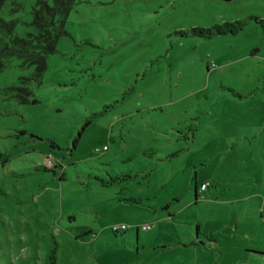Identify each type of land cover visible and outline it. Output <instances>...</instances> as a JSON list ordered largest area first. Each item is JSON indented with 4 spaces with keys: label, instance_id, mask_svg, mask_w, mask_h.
<instances>
[{
    "label": "rangeland",
    "instance_id": "374dc122",
    "mask_svg": "<svg viewBox=\"0 0 264 264\" xmlns=\"http://www.w3.org/2000/svg\"><path fill=\"white\" fill-rule=\"evenodd\" d=\"M35 2L0 18L35 33ZM262 20L264 0H79L37 102L0 94V264H264ZM33 73L8 59L0 91Z\"/></svg>",
    "mask_w": 264,
    "mask_h": 264
},
{
    "label": "trees",
    "instance_id": "16d2710c",
    "mask_svg": "<svg viewBox=\"0 0 264 264\" xmlns=\"http://www.w3.org/2000/svg\"><path fill=\"white\" fill-rule=\"evenodd\" d=\"M7 0H0V8ZM79 0H36L33 8L32 25L35 33H28L25 37L16 35V20L0 18V72L4 70L6 62L10 58L22 60V66H34V73L30 77H21L20 85L8 86L0 91V94L14 97L18 102L36 103L30 83L33 80H41L47 69L48 57L56 52L59 39L67 34L66 23L71 11L78 5ZM19 6L12 11H18ZM262 22H264L262 20ZM246 20L227 21L223 24H215L210 28L198 29L201 34L207 36L217 34H236L246 25ZM91 122L87 119L85 125ZM77 143V139L74 140ZM6 154L0 153V159ZM47 169V168H45ZM124 178H128L124 176ZM198 196V188L196 189ZM50 264H56V247L50 256Z\"/></svg>",
    "mask_w": 264,
    "mask_h": 264
},
{
    "label": "built area",
    "instance_id": "2783aa9c",
    "mask_svg": "<svg viewBox=\"0 0 264 264\" xmlns=\"http://www.w3.org/2000/svg\"><path fill=\"white\" fill-rule=\"evenodd\" d=\"M48 161H49V164L52 165V160H51L49 157H48ZM206 188H207V184L203 183V184L201 185V190H204V189H206ZM123 228H125V225H121V226L113 227V230H114V231H117V230H119V229H123ZM149 228H150V225H148V224H146V225L143 226V229L148 230Z\"/></svg>",
    "mask_w": 264,
    "mask_h": 264
},
{
    "label": "crops",
    "instance_id": "0c3cea01",
    "mask_svg": "<svg viewBox=\"0 0 264 264\" xmlns=\"http://www.w3.org/2000/svg\"><path fill=\"white\" fill-rule=\"evenodd\" d=\"M202 184H203V183H202ZM202 184H201V185H202ZM207 188H208V187H207ZM207 188H206V189H207ZM200 190H201V187H200V189H199L198 191H200Z\"/></svg>",
    "mask_w": 264,
    "mask_h": 264
}]
</instances>
